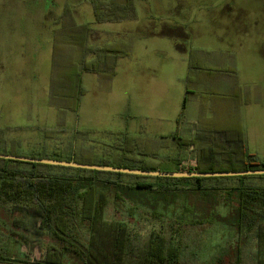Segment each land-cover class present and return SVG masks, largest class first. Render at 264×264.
<instances>
[{
  "label": "rangeland",
  "instance_id": "374dc122",
  "mask_svg": "<svg viewBox=\"0 0 264 264\" xmlns=\"http://www.w3.org/2000/svg\"><path fill=\"white\" fill-rule=\"evenodd\" d=\"M92 1L100 2V8L94 10ZM131 2L132 11L117 12L122 19L98 21L95 11L101 18L114 17L112 4L125 5L127 0H0V128L8 141L17 144L12 153L69 156L78 129L90 132L77 139L79 157L87 159L94 154L112 161L118 156L111 150L115 138L110 132L126 131L131 136L127 165L143 159L156 171L176 172L179 159L183 166H192L195 146L200 139V144L203 142L204 132L236 125L248 152L264 160V0ZM64 12L67 15L62 19ZM85 24L92 28L87 46L118 50L126 56L115 59L111 79L104 73L81 72L83 95L76 119L67 106L75 102L77 94ZM173 42L188 45L187 52L177 53ZM93 57L90 54L87 60ZM186 59L192 63L188 75L183 68ZM220 83L241 86L242 101L237 106L228 100L230 93L220 88ZM185 86L190 95L179 115ZM175 133L191 139L194 152L177 146V141L170 139ZM5 148L9 149V144ZM50 168L53 175L61 177L75 173L53 165ZM224 180L207 179L203 185L215 187ZM121 181L126 183V177ZM171 187L182 189L185 185ZM115 191L111 188L107 193L104 221L122 224L137 238L150 233L171 236L179 244L173 264H226L225 259H233L230 222L239 200L234 192L221 193L220 188L212 192L218 203L214 218L193 225L176 221L181 198L167 211L154 215L125 197L116 203ZM80 204L70 235L86 246L90 231L80 219ZM11 208L9 203L0 204V264H40L50 246H68L55 241L38 218L22 217ZM18 216L33 227L15 226ZM258 249L257 243L240 247L244 259H250ZM62 262L82 264L71 253H66Z\"/></svg>",
  "mask_w": 264,
  "mask_h": 264
},
{
  "label": "trees",
  "instance_id": "16d2710c",
  "mask_svg": "<svg viewBox=\"0 0 264 264\" xmlns=\"http://www.w3.org/2000/svg\"><path fill=\"white\" fill-rule=\"evenodd\" d=\"M93 3V4H92ZM94 10L100 8L101 3L91 2ZM107 8V6H105ZM114 17L108 19L95 16L98 21H118L122 19L117 12H130L133 10L131 0L125 5L112 4L110 8ZM67 12L61 16L66 17ZM69 16V15H68ZM130 18V16H126ZM64 21V20H63ZM62 27L66 24L63 23ZM83 36L81 38L83 58L80 65V72L76 74L77 94L73 96L74 103L67 106L68 110L75 113L78 118V108L83 90L80 86L81 72L106 74L110 79L115 76V59L123 58L126 55L118 50L109 48L93 49L87 46V39L92 28L87 24L83 25ZM75 38V37H73ZM94 57L89 62L88 55ZM189 93L186 91V94ZM187 101L184 98L183 114ZM77 121V120H76ZM74 130L73 140L70 142L69 156L47 157L42 153H31L29 156L12 153L17 144L5 138V130L0 128V154L24 156L39 159H52L61 161H73L82 164H93L111 166L117 168H130L140 170L156 171L149 167L142 159L132 161L131 165L126 164V151L131 147V136L126 131L110 132L115 138L111 150L118 156L117 160L109 161L100 156L90 154L89 158L79 157L77 139L79 135L86 134ZM87 132L86 135H89ZM170 139L177 141V146L185 150L193 147L191 139L178 137L175 133ZM195 146L194 163L191 167L183 166L182 159L177 160L176 172H230L246 170H264V160L257 155L248 152L245 137L239 140L227 139L226 153H223V146L212 140V143L203 138ZM9 144V149L5 146ZM132 149V148H131ZM222 152V154L220 153ZM142 157L144 154H139ZM55 156V155H51ZM219 156L220 158H218ZM51 165L31 163L0 158V204H11V209L21 216L27 218H38L42 228L48 231L57 242L66 243L63 249L50 246L40 264H63L62 259L66 253L78 257L82 264H173L177 261L179 244L175 243L171 236H159L150 233L142 238H137L126 232L122 224H113L104 221L103 212L108 204L107 193L115 188L114 201L119 203L125 197L133 204H138L150 210L154 215H160L167 211L176 201L182 199L181 213L177 216L179 222L193 225H202L214 218L216 213L217 198L212 192L218 187H204L203 180L220 179V177L208 178H170V177H147L124 173L93 171L70 167H59L61 170L75 171L73 176L61 177L53 175ZM104 175L106 178L101 179ZM126 177V183L121 177ZM114 177L116 180L110 179ZM234 178L244 179L247 176H235ZM184 184L185 187L176 188L171 185ZM193 184L190 188L187 185ZM114 186V187H113ZM230 191L238 192V206L234 212V218L230 225L241 227H253L256 233L253 235L255 243L259 246L253 254L255 260H261V252L264 250V218L258 219L252 215L257 214L254 207H264V189L244 187L241 189L230 188ZM190 200H192L190 202ZM80 204V219L88 224L90 238L86 246L80 244L75 237L70 235L73 227V219L76 213V206ZM160 210H163L161 212ZM23 219V218H22ZM20 216L14 219L17 227L31 229L27 222ZM244 241V240H243ZM240 242V241H239ZM241 243L238 244L233 257L242 259L240 251ZM261 263V262H259Z\"/></svg>",
  "mask_w": 264,
  "mask_h": 264
},
{
  "label": "crops",
  "instance_id": "0c3cea01",
  "mask_svg": "<svg viewBox=\"0 0 264 264\" xmlns=\"http://www.w3.org/2000/svg\"><path fill=\"white\" fill-rule=\"evenodd\" d=\"M159 36V35H158ZM173 47L175 49V51L179 54H184L187 52V46H182L180 43H175L173 42ZM184 65L185 67H183L184 69H186V74L188 75L189 73V68H191L192 63L190 61V59H186L184 60ZM224 78V77H223ZM222 81V80H221ZM220 81V82H221ZM185 84H188L189 81L186 83V81H184ZM219 86V85H218ZM220 88H225L228 89V92L230 93L228 95V100H230L231 102L234 103L235 106H237L238 101L241 102L242 101V89L241 86H239L237 83H234L233 85H226L224 83H220ZM187 87H184V91H183V101L185 96H189L190 92L186 94ZM209 95V94H208ZM195 96V95H194ZM198 96V95H196ZM210 97V96H209ZM180 112V111H179ZM179 114V113H178ZM235 121V120H234ZM218 130V131H215ZM211 132H204L203 138L206 141V143L209 141L210 144L212 143V140H214L213 142H217L218 146H223V153H226L225 149H229L226 148L227 147V143L225 142L227 139H237V134L239 135V140L241 141L243 138V134L241 133V131L236 127V125H234L233 127L229 126L226 128H213L210 130ZM191 130L188 131L189 135H191ZM193 147L190 148V153L194 152ZM222 154V152H220ZM193 164V163H192ZM195 164V163H194ZM253 176V177H251ZM235 176L232 177H220V179H225L223 183H216V187H218V189H223V192L221 193H227L230 192V188H235V189H241L244 187H248V188H254V189H264V175H247V178L244 179H238V178H234ZM251 177V178H249ZM219 178V177H218ZM251 179V180H249ZM210 187H213L212 185ZM222 191V190H221ZM235 194V197L238 199V192L237 191H233ZM254 209L256 210L257 214L252 213V215L258 219H262L264 218V207L259 205L257 207H254ZM221 232V229L218 230V232ZM256 233V229L253 227H237V226H232L231 228V232H229V235H232L235 241V251L236 248L238 246V244L241 245L242 244H251L254 245L255 240L253 239V235ZM244 240V241H243ZM240 241V242H239ZM234 253V252H233ZM224 262H227L226 264H246V262H249L250 264H264V258L261 260H255L253 258V255L250 259H236L233 257V259H225ZM261 262V263H259Z\"/></svg>",
  "mask_w": 264,
  "mask_h": 264
},
{
  "label": "water",
  "instance_id": "95a60500",
  "mask_svg": "<svg viewBox=\"0 0 264 264\" xmlns=\"http://www.w3.org/2000/svg\"><path fill=\"white\" fill-rule=\"evenodd\" d=\"M0 158L53 165V166L87 169V170L103 171V172L124 173V174L140 175L147 177L208 178V177L264 175V170H246V171H230V172H161V171H150V170H140V169H130V168H117V167L101 166V165H93V164H82L73 161L30 158V157L6 155V154H0Z\"/></svg>",
  "mask_w": 264,
  "mask_h": 264
}]
</instances>
